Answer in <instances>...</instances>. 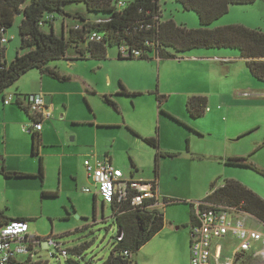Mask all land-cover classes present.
<instances>
[{
	"label": "rangeland",
	"instance_id": "rangeland-1",
	"mask_svg": "<svg viewBox=\"0 0 264 264\" xmlns=\"http://www.w3.org/2000/svg\"><path fill=\"white\" fill-rule=\"evenodd\" d=\"M160 5L163 21L174 19L177 24L189 29L201 27L197 13L185 11L175 0H160ZM66 9L85 12L93 21L100 18L89 14L83 5L72 4ZM55 17L56 34L61 36L63 18L57 14ZM222 19V22L230 20L259 26L254 29L264 32V0L248 6H232ZM21 20L17 16L13 27L5 35L9 40L5 44L6 60L10 63L15 60L20 48ZM216 26L215 23L211 28ZM49 28L46 25L44 30L49 31ZM215 54L231 59L226 60L227 63L208 59ZM67 55L69 58L76 57L72 48ZM178 56L179 59L158 60L153 53L151 60H120L119 48L114 46L108 47L106 60L63 59L51 63L50 66L61 75L72 78L67 84L61 83L65 90L58 89L62 94L55 95L53 115L45 122L51 135L49 142L61 145H43L40 156L43 158L44 182L40 177L13 179L16 187L12 186L7 192L9 206L5 205L6 201L1 202L0 211L8 217L29 219L30 234L42 240L54 238L60 244V250L87 247L83 252V262L102 264L110 257L119 231L111 207L103 206L100 200L96 205L94 194L84 192L85 187L90 186L86 181L84 157L97 152L104 156L109 151L114 166L122 170L127 178L134 175V180L150 181L158 177L160 203L163 198L181 201L165 209L162 205L158 207L165 214L166 227L133 255L135 262L190 264L191 202L205 200L213 183L222 186L225 180L230 179L241 182L264 199V174L249 168H228L221 161L222 156L231 157L246 152V143L256 137L264 141V82L252 76L237 50L197 49ZM122 74L126 80V84H122L124 88L140 95L117 94L114 83L109 88V77L116 80ZM84 82L92 88L93 94L80 95L87 90ZM40 85L41 73L32 70L8 88L5 96L38 92ZM108 90L114 91L112 98L118 105V111L104 102L103 96ZM118 90H121L120 84ZM65 91L69 93L65 95ZM158 96L162 97L161 103ZM194 96L207 97L212 112H206L199 119L191 118L187 102ZM63 101H67L66 106ZM3 104L1 97L0 107ZM12 106L18 111L16 122L19 123L14 128L16 147L9 145L10 152H16L14 168L37 176L40 160L32 155L31 135L23 133L25 124L31 123L30 118L15 102ZM159 107L173 114L174 119L161 115ZM95 117L100 124H110L115 128L101 129L93 125ZM254 123L259 125H256L257 132L253 136L236 140L241 130ZM126 126L144 138H159L163 156L158 162L157 150L131 133ZM168 151L174 152L176 157L165 155ZM250 160L264 171V148L252 155ZM4 163L5 158L0 151L1 166ZM6 179L0 173V194ZM45 193H54L57 197H43ZM233 244L237 243L233 241ZM50 252L59 259L51 258L49 251L42 246L36 251L39 256L36 260H43L40 264H65L64 257L55 246L50 248Z\"/></svg>",
	"mask_w": 264,
	"mask_h": 264
},
{
	"label": "trees",
	"instance_id": "trees-1",
	"mask_svg": "<svg viewBox=\"0 0 264 264\" xmlns=\"http://www.w3.org/2000/svg\"><path fill=\"white\" fill-rule=\"evenodd\" d=\"M185 11L197 13L201 27L189 29L179 25L174 19H161L160 0H134L120 7V0H0V98L5 101V92L8 88L32 70H38L42 75L59 81H67L69 78L61 75L51 63L67 60L108 59V47L127 45L142 52L140 58H122L121 60L139 59L151 60L150 55L155 54L158 59H176L178 55H184L197 49H232L240 53L241 58L252 76L264 82V32L261 29H253L242 24H231L223 27L211 28V26L228 15L232 6H248L258 0H175ZM84 5L89 14L100 18L90 20L81 13H71L66 8L68 5ZM55 14L64 20L68 19L67 35L58 36L54 31ZM17 16H21L19 26L20 49L17 57L11 63L6 60V45L2 44L4 35L13 27ZM53 16L52 21H45L52 29L46 33L40 23L46 17ZM147 26H151L147 28ZM65 28V29H66ZM93 34L101 36V41L92 40ZM72 48L76 57L69 58L68 51ZM122 95L137 96L138 93L128 92L122 87ZM18 94L16 104L30 114ZM26 97V96H25ZM113 96H103L104 102L119 110ZM161 96L158 100L161 103ZM208 108V99L204 96L189 98L187 109L193 118H201ZM160 113L169 117L172 115L164 112L160 107ZM173 118V117H172ZM174 119V118H173ZM175 121H178L175 119ZM179 122V121H178ZM130 131L143 139L149 146L155 148L157 162L163 156L160 152L158 137H141L138 133ZM42 146L40 136L33 134L32 155L40 160V169L37 176L25 172H10L0 170V173L8 178L40 177L45 180L43 159L40 156ZM169 155V154H165ZM248 157L227 158L225 162L229 166L249 168L264 174ZM158 176V173H157ZM43 197H57L54 193H45ZM97 205V198L94 197ZM204 201L223 204L227 206L242 207L247 213L264 222V199L241 182L230 179L222 186L213 183L211 193ZM164 205L170 206L180 201L164 198ZM156 201L146 202L143 206L134 207L130 202L111 205L115 223L118 227V236L123 234L122 241L114 243L113 250L108 260L102 264H137L133 255L143 246L156 237L165 227L164 214L153 208ZM105 206V205H103ZM191 222L195 217L194 204H191ZM13 220L27 218H10L0 211V227ZM117 236V237H118ZM40 238V237H38ZM52 238V237H51ZM58 243L54 238H52ZM59 244V243H58ZM58 251L61 250L56 247ZM85 246L66 250L65 264H85L83 252ZM128 252V255L125 254ZM56 256V254H54ZM59 257V256H56ZM34 264H40L43 260H36ZM242 264H254L257 261L247 255Z\"/></svg>",
	"mask_w": 264,
	"mask_h": 264
},
{
	"label": "built area",
	"instance_id": "built-area-1",
	"mask_svg": "<svg viewBox=\"0 0 264 264\" xmlns=\"http://www.w3.org/2000/svg\"><path fill=\"white\" fill-rule=\"evenodd\" d=\"M119 6L124 7L125 3L120 2ZM52 20L53 16H48L40 26H44L45 21ZM91 39L102 40L97 34H93ZM8 41L4 35L2 44L5 45ZM119 55L127 59L140 58L142 52L121 45ZM17 95L5 96L4 104H16ZM25 96L21 100L29 108L35 121L31 128L24 131L29 134L40 132L44 127L39 119H49L51 112L42 95ZM84 166L92 181L91 187L85 188L84 192L93 193L104 205L130 202L132 206L140 207L146 202L154 200L157 203L159 200L157 180L127 178L122 170L104 158L87 159ZM194 209L195 217L190 223V264H240L247 255L264 264V222L247 213L241 206L214 204L203 200L195 203ZM38 237L30 234L29 223L24 220H13L0 227V264H34L37 262L36 251L42 245L49 251L51 258L59 259L50 252V248L60 247V244L52 238L42 240ZM117 238L122 241L123 234L120 233ZM233 241L237 244L234 245ZM125 254L128 255V252ZM60 255L67 257V251L61 250Z\"/></svg>",
	"mask_w": 264,
	"mask_h": 264
},
{
	"label": "crops",
	"instance_id": "crops-1",
	"mask_svg": "<svg viewBox=\"0 0 264 264\" xmlns=\"http://www.w3.org/2000/svg\"><path fill=\"white\" fill-rule=\"evenodd\" d=\"M131 2L130 0H124V1H121L120 0V2H123V3H126V2ZM84 6V5H83ZM85 7V6H84ZM86 8V7H85ZM69 11V10H68ZM69 12H71L72 14L73 13H81V14H83L86 18H87V16H86V13L85 12H80V11H76V12H72V11H69ZM21 17V16H20ZM89 18V17H88ZM224 18V17H223ZM90 20H92L91 18H89ZM222 20L223 19H220V22H222ZM97 21H99V19L97 20ZM219 21H217V22H215L216 23V27H223V26H227V25H231V24H243V25H245V26H247V27H250V28H253L254 29V27H259V26H251V25H248V24H244L243 22H235V21H230V20H226V21H224V22H222V23H220ZM214 23V24H215ZM21 24V23H20ZM55 24H56V22H54V31H55V33H57L56 32V26H55ZM213 24V25H214ZM20 26V25H19ZM46 25H44V27H45ZM49 26V25H48ZM44 27H42L43 28V30H44ZM50 27V26H49ZM68 28V19L67 20H64L63 19V27H62V35L61 36H63V34H65V35H67V33H66V30H67V28ZM215 27V28H216ZM66 28V29H65ZM256 29H259V28H256ZM46 33H50L51 31H52V29H51V27L49 28V31H46V30H44ZM58 35V34H57ZM58 36H60V35H58ZM20 49V48H19ZM19 50H17V52H18ZM241 57V56H240ZM177 59V58H176ZM179 59V58H178ZM208 59H210V60H219V61H222V62H225L226 60H229V59H231V58H229L228 56H219V55H214V56H212V57H209ZM242 60H244L243 58H241ZM121 60V59H120ZM159 60V59H158ZM245 61V60H244ZM246 62V61H245ZM8 63H10L9 61H8ZM225 63H227V62H225ZM65 77H68V76H66V75H64ZM69 78V77H68ZM72 81V78H69L67 81H59V80H56V79H53V78H51V77H48V76H45V75H42L41 74V85H40V90L38 91V92H34V93H29V94H23V93H21V92H19V94H21V95H42L43 97H44V100H45V103H46V105H47V107H48V109L50 110V112H51V115H50V118H51V116L53 115V109H52V106H53V103H55V101H56V97H55V95L58 97L60 94H62V93H59L58 92V89L59 88H61V89H64L65 87H64V85L63 84H67L66 82H71ZM61 83H63V84H61ZM113 83H114V85H115V87H116V90H114V91H117V94H120L121 93V91H122V87L124 88V86L123 85H125L126 84V80H125V76H124V74H122L121 76H119L116 80H113L111 77H109V79H108V82H107V85L109 86V88H111L112 86H113ZM120 84V89L121 90H118V87H119V84ZM123 84V85H122ZM84 86L87 88V90H86V92H82L80 95H83V96H86L87 94L88 95H91V94H93L91 91H93L92 90V88H90V87H87V84H86V82H84ZM118 86V87H117ZM125 89V88H124ZM65 90V89H64ZM138 91H141V90H139V89H137ZM114 91L112 92V91H110V90H108V91H105V93L106 94H104V96L105 95H108V96H113L112 94L114 93ZM66 92V94L65 95H67L68 93H69V91H65ZM52 93V94H51ZM138 94H140V93H138ZM13 95H16V94H13ZM208 99V98H207ZM208 103H209V101H208ZM251 103H253V102H251ZM63 104L66 106L67 105V101H63ZM13 104H11V105H5V104H3L2 105V107H0V151H1V153L3 154V156H4V158H5V163L3 164V166H1V164H0V170H6V171H10V172H23V171H16V167L14 168V165L16 166V152H14V153H11L10 152V149H9V145H15L14 144V140H15V135H14V128L16 127V124H19L18 122H16V118H17V109L15 108V107H13L12 106ZM187 111H188V109H187ZM206 112H212V110L208 107L207 108V110L205 111V113ZM160 113V112H159ZM189 113V112H188ZM205 113H204V115H205ZM161 114V113H160ZM161 115H163V114H161ZM173 115V114H172ZM203 115V116H204ZM28 116H29V118H30V121H31V123H27V124H25V127L23 128V133L25 134V135H31V138H32V144H33V134H36L37 136H40V138H41V142H42V146H41V148H40V154H41V149H42V147H43V145L44 144H47V145H53V146H60L61 144H58L57 142H49L50 140H51V135L49 134V132H48V128L46 127V125H45V122H47L49 119H39V121L40 122H42L43 123V130L42 131H40V132H37V131H34V133L33 134H29V133H27V132H25L24 130L26 129V128H31L32 127V124H33V122L35 121V119H34V117L31 115V114H28ZM189 116L191 117V118H193L191 115H190V113H189ZM202 116V117H203ZM201 117V118H202ZM179 118V117H178ZM193 119H199V118H193ZM94 121H96V122H91L90 121V123H92L93 125H97L98 127H100L101 129H112V128H115V126H111L110 124H100L99 122H97L98 120L96 119V117L93 119ZM176 122H178V121H176ZM98 123V124H97ZM178 123H180V122H178ZM256 125H259L258 123H254V124H252V125H250V126H248V127H246V128H244L243 130H241L240 132H239V136H238V138L236 139V140H238V141H242V140H244V139H246V138H249L250 136H253L257 131L255 130V127H256ZM126 128L130 131V129L131 128H129L128 126H126ZM194 128L195 129H197L198 131H199V128L197 127V126H194ZM132 130V129H131ZM191 130V129H190ZM134 131V130H133ZM131 132V131H130ZM134 132H136V131H134ZM132 133V132H131ZM136 133H138V132H136ZM139 134V133H138ZM197 134V133H196ZM199 134V133H198ZM140 135V134H139ZM141 136V135H140ZM142 137V136H141ZM227 139V138H226ZM235 139V138H234ZM231 141H233V140H231ZM160 142V141H159ZM57 143V144H56ZM247 145H245V149H246V152H244V153H236V154H234L233 156H226V157H221V161H222V164H224L226 167H231V168H234L233 166H229V165H227L226 164V162H225V159H227V158H235V157H248V156H252V155H254V154H256L257 153V151H259L260 149H262V148H264V141L259 137V138H257L256 137V139H254V140H252V141H250V142H248V143H246ZM15 147H16V145H15ZM160 149V148H159ZM188 149V148H187ZM170 151H173V150H170ZM160 152H161V150H160ZM187 152H189V150H187ZM162 153V152H161ZM169 153V155H172L173 157H176L175 155H174V152H167L166 154H168ZM245 153H247V154H245ZM246 155H248V156H246ZM91 156L92 157H94V158H96V157H98V158H104V159H106V160H108V161H111L112 163H113V158H112V156H111V154L109 153V151H106L105 152V155L104 156H102V155H100V153H98L97 152V154H95V155H86L85 157H84V159L85 160H87V159H93V158H91ZM43 159V158H42ZM84 160V161H85ZM8 161H10V163H8ZM13 164V165H12ZM114 165V164H113ZM132 166H133V168H136L137 169V167H136V165L134 164V163H132ZM235 168H241V167H235ZM25 173H27V172H25ZM30 174V173H29ZM33 175V174H32ZM134 175H132V179L134 178L133 177ZM158 176H159V174H158ZM13 179H16V178H11V180H9V179H6L5 180V185L3 186V189L1 190V194H0V203L2 202L3 203V201H6L7 203L5 204V205H8L9 206V204H8V201H9V197H8V194H7V192L9 191V189H11L12 188V186L13 187H16V181H14ZM142 180V179H141ZM154 180H157V183H158V193H159V200H158V202L155 204V206L153 207V208H158L159 206H163L164 207V209H165V205H164V202H162V203H160V196H161V192H160V185H159V179H158V177L156 178V179H154ZM86 181H87V183H89L90 184V186L89 187H91V184H92V181H91V179L89 178V176H88V174H87V172H86ZM151 181V180H150ZM226 181V180H225ZM216 183V182H215ZM212 186V185H211ZM218 186V185H217ZM89 187H85V188H89ZM219 187V186H218ZM13 189H16V188H13ZM211 193V188H210V191H209V193L208 194H210ZM207 194V195H208ZM260 196V195H259ZM94 197H96L95 195H94ZM261 197V196H260ZM97 198V197H96ZM98 198H97V203H98ZM196 200H197V198H196ZM163 201H164V198H163ZM181 202V201H180ZM197 202H201L200 200L199 201H196V202H191V204L192 203H197ZM101 204L102 205H104L102 202H101ZM106 206V205H105ZM0 208H2V204H0ZM162 212V211H161ZM163 213V212H162ZM164 214V213H163ZM8 217V216H7ZM164 217H165V214H164ZM10 218H16V217H10ZM17 218H24V217H21V216H19V217H17ZM190 222H191V219H190ZM30 226V225H29ZM165 227H166V217H165ZM164 227V228H165ZM43 246V245H42ZM38 256V255H37ZM36 256V258H39V256L37 257Z\"/></svg>",
	"mask_w": 264,
	"mask_h": 264
}]
</instances>
